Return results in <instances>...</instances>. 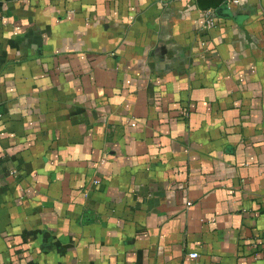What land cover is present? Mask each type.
Instances as JSON below:
<instances>
[{"label":"crops","instance_id":"obj_1","mask_svg":"<svg viewBox=\"0 0 264 264\" xmlns=\"http://www.w3.org/2000/svg\"><path fill=\"white\" fill-rule=\"evenodd\" d=\"M226 6L0 0V264H264V0Z\"/></svg>","mask_w":264,"mask_h":264},{"label":"built area","instance_id":"obj_2","mask_svg":"<svg viewBox=\"0 0 264 264\" xmlns=\"http://www.w3.org/2000/svg\"><path fill=\"white\" fill-rule=\"evenodd\" d=\"M226 1V5L232 9L235 7H241L247 0H225ZM216 25V20H215V16L212 14H206V18H205V26L207 28H212L215 27ZM99 181H95V184H98ZM191 259H197L199 254L198 253H190L189 254Z\"/></svg>","mask_w":264,"mask_h":264},{"label":"water","instance_id":"obj_3","mask_svg":"<svg viewBox=\"0 0 264 264\" xmlns=\"http://www.w3.org/2000/svg\"><path fill=\"white\" fill-rule=\"evenodd\" d=\"M224 10L225 11H228V14H230L231 12H230V9L226 6V7H224Z\"/></svg>","mask_w":264,"mask_h":264}]
</instances>
